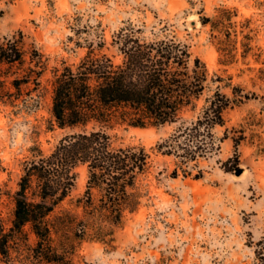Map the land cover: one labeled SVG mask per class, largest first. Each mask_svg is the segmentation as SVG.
Returning <instances> with one entry per match:
<instances>
[{
    "label": "rangeland",
    "instance_id": "374dc122",
    "mask_svg": "<svg viewBox=\"0 0 264 264\" xmlns=\"http://www.w3.org/2000/svg\"><path fill=\"white\" fill-rule=\"evenodd\" d=\"M236 8L234 23L223 45L219 33L211 34L200 16H212L218 7ZM127 21L145 23L162 34H174L190 45L193 55L206 64L209 75H219L221 89L240 102L225 110L229 137L220 152L202 159V177H177L170 172L172 157L154 150L156 141L167 136L172 125L147 127L125 123L107 128L116 144L142 143L150 151L152 167L142 179L145 195L137 211L127 213L108 244L99 240H75L71 255L75 264H264V0H0V35L24 34V48L31 46L46 58L39 86L22 84L20 98L26 106L0 101V216L10 224L12 192L22 171V160L37 145L48 153L68 128L48 129L51 119V67L61 59L74 63L85 53L89 41L103 36L105 50L111 34ZM166 26L164 30L161 28ZM248 48L245 57L243 43ZM234 52L232 61H221L220 48ZM0 65V71L5 70ZM13 69H10L12 72ZM23 73V70H20ZM215 84H210L208 93ZM37 101V102H36ZM35 102V107H34ZM233 128V129H232ZM221 136L224 128L217 127ZM243 136L235 155L231 136ZM237 157L240 173L226 171L223 162ZM162 170L161 173H158ZM77 178L62 208L82 213L79 200L86 188L85 166L76 168ZM60 209V208H57ZM35 241L29 234L28 243ZM28 245L23 246L27 252ZM12 256L16 252L12 249ZM0 264H4L0 261Z\"/></svg>",
    "mask_w": 264,
    "mask_h": 264
},
{
    "label": "trees",
    "instance_id": "16d2710c",
    "mask_svg": "<svg viewBox=\"0 0 264 264\" xmlns=\"http://www.w3.org/2000/svg\"><path fill=\"white\" fill-rule=\"evenodd\" d=\"M216 11L200 16V22L210 26L211 34L216 30L221 43L228 46L230 33L223 30L234 23L236 8L223 6ZM144 28V22L127 21L115 30L108 42L115 54L105 50L103 36L85 45L77 41L86 49L79 60L61 59L51 67L47 128L69 131L48 153L33 145L31 155L22 160L12 192L10 224L0 216V261L4 264H75L71 257L75 240L110 244L126 214L137 211L145 195L142 179L152 167L151 151L142 143L116 144L107 128L118 123L172 125V131L154 145L156 153L172 157V177L179 171L184 177H202L200 160L219 153L229 137L225 110L241 101L236 88L234 98L226 94L221 89L223 78L210 76L205 62L193 55L186 41L174 34L159 35L153 28L146 35ZM24 44L21 30L0 35V65L6 66L0 71L2 103L19 105L21 99L29 106L27 98H20L21 85L33 84L29 95L39 86L46 58L33 46L27 51ZM247 48L244 42L242 57ZM220 50L221 61L234 59L228 47ZM210 84L215 87L208 93ZM217 127L224 128L221 136ZM242 137L231 136L235 155ZM237 160L227 158L224 169L236 171ZM78 166L87 170L86 188L79 200L82 213L61 205L75 185ZM30 233L35 237L32 245L28 243Z\"/></svg>",
    "mask_w": 264,
    "mask_h": 264
},
{
    "label": "water",
    "instance_id": "95a60500",
    "mask_svg": "<svg viewBox=\"0 0 264 264\" xmlns=\"http://www.w3.org/2000/svg\"><path fill=\"white\" fill-rule=\"evenodd\" d=\"M235 172L236 173H240L241 172V168H238Z\"/></svg>",
    "mask_w": 264,
    "mask_h": 264
}]
</instances>
